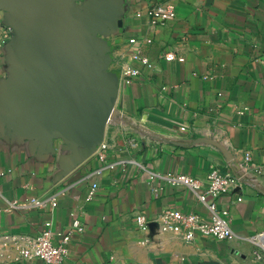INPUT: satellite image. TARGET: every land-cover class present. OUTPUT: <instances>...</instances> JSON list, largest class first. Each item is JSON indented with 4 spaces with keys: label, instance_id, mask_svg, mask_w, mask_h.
Returning a JSON list of instances; mask_svg holds the SVG:
<instances>
[{
    "label": "crops",
    "instance_id": "0c3cea01",
    "mask_svg": "<svg viewBox=\"0 0 264 264\" xmlns=\"http://www.w3.org/2000/svg\"><path fill=\"white\" fill-rule=\"evenodd\" d=\"M158 1L122 0L123 27L107 36L111 69L128 63L136 74L120 79L105 148L61 174L59 139L57 153L46 156L29 141L0 139V264H46L21 260L6 238L39 234L49 220L54 245L62 244L55 232L71 230L61 264H264L253 259L248 240L264 232V0H174L176 17L164 26L147 15ZM4 27L0 11V80L7 70ZM167 53L175 58L166 60ZM246 153L262 168L248 169L256 185H244L239 201L230 193L217 200L228 211L232 238L185 241L161 229L156 216L164 209L207 218L197 196L207 174L241 173ZM179 174L201 181L197 193L168 179ZM59 190L51 208L46 198ZM11 203L24 205L9 210ZM75 219L82 231L72 229Z\"/></svg>",
    "mask_w": 264,
    "mask_h": 264
},
{
    "label": "water",
    "instance_id": "95a60500",
    "mask_svg": "<svg viewBox=\"0 0 264 264\" xmlns=\"http://www.w3.org/2000/svg\"><path fill=\"white\" fill-rule=\"evenodd\" d=\"M123 7L122 0H0L10 29L0 139L29 141L42 156L55 155L59 139L61 174L96 151L116 114L120 71L110 67L107 36L122 29Z\"/></svg>",
    "mask_w": 264,
    "mask_h": 264
},
{
    "label": "built area",
    "instance_id": "2783aa9c",
    "mask_svg": "<svg viewBox=\"0 0 264 264\" xmlns=\"http://www.w3.org/2000/svg\"><path fill=\"white\" fill-rule=\"evenodd\" d=\"M150 23L158 26H164L176 17V8L174 0H160L154 3L147 11ZM2 40L8 41L10 39V29L3 28ZM130 43L136 44L134 39L129 40ZM166 60H173L175 56L172 53L165 54ZM132 58H137L134 53ZM136 74V71L128 64L124 63L120 70V79L129 82V79ZM110 120H108L109 122ZM184 130V128H182ZM100 148H105L103 143L99 144ZM250 155L248 153L244 156V164L240 165L241 173H234L232 169L228 168L225 171L214 169L207 174L205 189L202 193H197L201 186V181L189 175L179 174L177 176L168 177L173 183L183 184L193 192L197 193L199 201L205 205L208 210V217H203L194 212H183L178 209H164L156 216L162 230L170 231L178 235L185 241H192L196 236L210 237L217 240H227L232 238L233 232L229 225L227 218L228 211L225 208H218L217 200L225 194L237 195V201L241 200V192L244 185H256V177L249 175L248 169L256 174L262 172V168L258 165L250 163ZM250 166V167H248ZM113 168L111 164L109 166ZM100 173V171H97ZM161 177L159 174H153ZM96 187L93 183L92 188ZM63 190L55 192L46 198L48 205L53 208L56 205L57 198L63 194ZM32 204L41 207L44 202L35 200ZM17 204L11 203L8 207H16ZM136 223L142 226L146 223L144 215L136 216ZM52 221H46L43 229L39 234H15L6 238V243H10L19 250L21 260L39 259L46 264H61L67 254V249L64 246L71 236V230L67 233L55 232L60 238L62 244L54 245L52 243L53 232L51 230ZM72 229L75 231H82V226L79 220L75 219L72 222ZM254 246L252 255L253 259L258 262H264V232L252 234L248 238Z\"/></svg>",
    "mask_w": 264,
    "mask_h": 264
}]
</instances>
